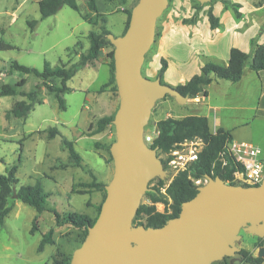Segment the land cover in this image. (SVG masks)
I'll return each mask as SVG.
<instances>
[{
  "label": "rangeland",
  "instance_id": "rangeland-1",
  "mask_svg": "<svg viewBox=\"0 0 264 264\" xmlns=\"http://www.w3.org/2000/svg\"><path fill=\"white\" fill-rule=\"evenodd\" d=\"M39 1L0 0V42L14 47L11 51H0V90L8 84L17 91L16 95L8 98L0 96V133L4 135L0 137V173L5 174L6 170L16 166L19 181L16 189L39 182L47 208L39 215L35 208L21 201H8L12 210L0 222V264H55L65 257H71L82 244L85 231L69 225L66 222L68 214L76 212L92 218L98 215L105 190L86 186L93 179L86 170L70 162L69 152L63 144L65 139L75 143L77 152L83 158L82 166L92 170L96 182L108 185L114 174L110 147L116 141L115 127L110 124L100 134L91 137L97 132L98 122L112 116L118 109L116 83L108 84L104 89L101 87L109 76L111 81L114 70L110 68L109 74L106 66L78 69L68 84L73 92L65 95L66 108L60 109L55 94L45 88L43 79L33 73L14 71L11 63L16 61L39 70L43 69L45 62L53 67L61 66L69 59L72 63L82 64L88 52L90 32L101 33L104 26L115 37L123 35L126 24L122 9L124 5L121 0H113L111 6L115 9L112 15L99 17L98 14L105 15L102 10L106 5L104 0H99L98 13L92 15L87 0H78L79 12L65 6L56 15L42 20ZM127 1L130 2L128 8L138 3V0ZM225 2L229 6L235 3L243 5L244 15L237 16L234 8L228 7ZM250 4L264 5V0H212L205 5L195 0H169L168 8L157 21L155 41L146 55L143 76L156 79L164 59L167 69L161 80L174 87L171 81L175 82L182 75L187 79L199 75L208 62L223 65L233 47L246 49L253 36L256 37L255 41L262 39V32L257 35L260 29L256 24L258 17L248 6ZM210 10L220 20L217 29L211 28L208 17ZM32 21H37L34 29L29 25ZM112 49L107 46L103 57L109 65L110 59L106 55ZM247 62H252L251 56ZM22 80H25V85L19 87ZM47 83L58 85L60 81L53 79ZM37 85L41 104L35 106L28 118L7 117L15 101H27L20 93L34 92ZM195 114L199 112L191 102L181 106L168 96L158 101L152 110L145 136L156 137V123L159 120L182 119ZM5 127L6 132H2ZM53 128L58 129L59 134L51 138L49 133ZM194 147L198 148L196 145ZM194 147L184 148V153L188 154L189 149ZM158 155L161 160L167 159V155L160 152ZM168 171L167 181L170 182L177 173L169 166ZM206 183V179L195 181L198 186ZM157 184L158 179H155L149 186L156 187ZM142 204L150 202L144 197ZM156 208L160 212L165 210L163 204H157ZM53 210L61 215L60 226L55 225ZM37 216V230L32 233L33 221ZM50 229L54 232L53 244L45 245L43 251L38 252L43 235ZM254 237L242 233L244 246L252 245L257 257L264 240ZM250 241H253L252 244H249ZM236 258L214 264H233Z\"/></svg>",
  "mask_w": 264,
  "mask_h": 264
},
{
  "label": "water",
  "instance_id": "water-1",
  "mask_svg": "<svg viewBox=\"0 0 264 264\" xmlns=\"http://www.w3.org/2000/svg\"><path fill=\"white\" fill-rule=\"evenodd\" d=\"M201 5L212 0H195ZM169 0H138L126 32L107 35L114 47V78L119 96L110 147L114 163L106 198L70 264H214L234 258L242 233L264 240V179L259 186L231 185L207 177L180 214L160 228L134 225L151 181H167L159 150L145 143V128L158 101L167 96L183 106L189 97L160 77L143 76L146 55L156 37L158 19ZM257 257L264 258V246ZM235 264H240L237 261Z\"/></svg>",
  "mask_w": 264,
  "mask_h": 264
},
{
  "label": "trees",
  "instance_id": "trees-1",
  "mask_svg": "<svg viewBox=\"0 0 264 264\" xmlns=\"http://www.w3.org/2000/svg\"><path fill=\"white\" fill-rule=\"evenodd\" d=\"M104 1L111 3L113 0ZM126 2L127 0H121V4H125ZM226 5H228V7H233L236 15L240 17V4L235 3L229 6V3H226ZM38 6L42 20L56 15L65 6L71 8L75 12H79L77 0H40ZM87 6L90 11L98 13L96 0H87ZM131 11L132 9L124 10V13L127 15L124 33L129 26ZM98 16L106 15L98 14ZM208 17L211 23V28L217 29L220 25V20L215 17L211 10L208 12ZM36 24L37 21L29 23L32 29L35 28ZM109 34H111L110 31L104 26L101 27V33H89L88 39L90 47L87 55L84 57V64L87 61L98 59L107 46L113 47L111 42L107 39V35ZM11 50H14L13 46L0 42V51ZM107 57L110 59V67L114 70V47L107 54ZM249 58L250 56L247 53L238 48H232L227 66L208 62L203 66L199 75H195L185 85L178 86L176 89L183 96L194 99L202 91L203 86H207L212 82V77H215L218 80L237 83L242 79ZM162 64V69L157 76L160 78H162L167 69V63L164 59L162 60ZM11 68L14 71H19L25 74L33 73L36 77L43 79L45 81V88L50 93L55 94L59 103V108H66L65 95L69 92L67 83L74 76L76 72L75 69L67 70L64 67L53 68L50 63L45 62L43 69L39 70L20 65L16 61L11 63ZM250 68L257 73L264 71L263 45H256ZM53 79H55V81L59 80L60 83L58 85L47 83L48 80ZM114 82L115 78L113 77L108 84ZM108 84L102 86V89L106 88ZM24 85L25 80H22V82L18 84L19 87H23ZM38 89L39 85L36 86V91L34 92H21L20 96L25 97L28 102L26 100L16 101L13 107L8 111L7 117L13 115L19 119H27L31 111L35 109V106L41 104V101L38 98ZM16 94L17 91L8 84L1 87V97L14 96ZM115 114L116 112L112 116L102 118L98 122V129L97 132H95V135L100 134L106 126L113 123ZM156 130L158 134L154 138L150 147L153 149L157 148L162 154L168 155L176 150L181 144L190 141L200 140L203 147L198 153L197 159L189 163L184 171L177 173L170 182L158 179L156 187L149 186L152 191L146 193L144 197L149 200L150 204H142L140 206L134 219V225H144L151 228H160L164 226L168 220L176 218L180 214L182 204L193 199L198 193L197 188L199 186L195 184V181L206 179L207 177H219L228 184L236 185L233 181L234 174L238 171H242V167L234 161L233 157L227 150V144L232 139L231 134L223 129H219L216 133H213L207 117L190 115L182 119H162L156 123ZM49 134L51 138H54L59 134V131L58 129L53 128L50 130ZM63 144L69 152L70 162L86 170L92 177L93 181L90 184H86V186L105 190L106 185L96 182V177L93 172L88 170L87 167L82 166V158L75 150L74 142L65 139ZM162 161L165 169L168 170V160ZM16 172L17 167L15 166L10 170H6L5 174L0 173V222H3L12 210V207L8 205L10 199L21 201L22 203L35 208L39 215L47 210L40 183L37 182L34 186H21L16 189V186L19 183L16 177ZM105 198L106 195L104 200ZM157 204H163L165 206L164 212H159L157 210ZM101 206L102 204L100 205L98 215L95 218L86 214L72 212L68 214L66 222L77 229L84 230L86 237L88 227L93 226L96 222ZM51 212L55 216V225L60 226L62 224L61 215L55 210ZM37 221L38 216L33 221L32 233L37 230ZM53 233V230L50 229L43 235L42 241L38 247V252H42L45 245L53 244ZM237 255L242 264H263L264 262V258L254 257L252 253L244 249H241ZM71 257H65L63 260L57 261L55 264H70Z\"/></svg>",
  "mask_w": 264,
  "mask_h": 264
},
{
  "label": "crops",
  "instance_id": "crops-1",
  "mask_svg": "<svg viewBox=\"0 0 264 264\" xmlns=\"http://www.w3.org/2000/svg\"><path fill=\"white\" fill-rule=\"evenodd\" d=\"M100 1L96 0L97 7L100 6L101 4ZM126 3L123 4L124 5V8H122L123 12L124 10L132 9V8H128L130 2L127 1ZM111 5L112 3L106 2V5L102 7V10L105 12V15L107 16L112 15L113 9H115ZM251 5L252 4L248 6L252 8L250 9L254 12V14H257L258 17L256 19V24L260 29L257 31V35L259 36V34H261L262 32L263 37L259 41H255L256 37L253 36L251 39L252 42L250 46L247 47L246 49H242V50L240 49V50L245 53L247 52L251 53V55L249 56H251L252 58L256 45L264 46V30H263L264 15H262V12L264 10V5H252V6ZM78 6L80 10V5L78 4ZM243 9H244L243 5H241V8H239L240 17L244 15L242 12ZM90 12L91 15L95 13L93 11ZM123 14L125 15V20H124L125 23L127 22L126 14L125 13ZM89 47H90V43H89ZM230 51L228 58L226 59V61H223L222 66L228 65ZM104 55H105V50L98 59L87 61L85 64L83 63V60L81 64L78 62L72 63V61L69 59L67 62L62 63L61 66H55V67H64L67 70L75 69L76 72L73 77H75L78 69H85V68L97 69L98 67L101 66H106L110 74L111 67L109 63L107 64L106 62H104L103 60ZM106 58L108 59L107 55ZM250 64H251L250 62L249 63L247 62L241 81L237 83H232L225 80H218L215 77H212L213 78L212 82L207 86H203L202 91L199 93V95L194 99L189 98V100L185 105H187L189 102L195 105V109L199 112V114H195V115L207 117L209 119L210 127L213 133H216L219 129H223L231 134L232 140H236L239 142H246L260 147L262 150L261 160L264 162V71L257 73L250 68ZM75 65H79V66H76L75 68L74 67ZM51 67L53 66L51 65ZM109 79L110 76L108 78V81H106V83L103 84L102 86L108 84ZM189 80L190 79H187L185 76L182 75L175 82L171 81L170 84L175 88H177L178 86L185 85ZM69 81L67 83V86L69 88V92L67 94L73 92V89L68 85ZM0 84H1V77H0ZM8 97L9 96H6L4 98H8ZM93 99L96 102L95 96H93ZM6 128L7 127H5L2 132H6ZM97 135L98 134L93 135L91 137H95ZM3 136H4L3 133H0V137L2 138ZM80 138H82L81 135ZM74 147H75V143H74ZM243 240L244 239L242 238V242L239 247L241 249H244L252 253L253 256L255 257L254 249L252 248V245H250L249 247H245L243 244ZM252 242L253 241H250L249 244H252ZM237 261H239L238 255L234 262L236 263Z\"/></svg>",
  "mask_w": 264,
  "mask_h": 264
},
{
  "label": "built area",
  "instance_id": "built-area-1",
  "mask_svg": "<svg viewBox=\"0 0 264 264\" xmlns=\"http://www.w3.org/2000/svg\"><path fill=\"white\" fill-rule=\"evenodd\" d=\"M155 134L158 132L156 130ZM145 143L151 146L154 138L145 136ZM198 146L195 148L194 146ZM190 148L188 154L184 153V148ZM203 144L200 140L185 142L176 150L167 155L168 166L179 173L184 171L188 164L197 159ZM227 150L233 157L234 161L242 167V171L234 174V183L245 187L259 186L264 179V162L261 160L262 150L260 147L236 140H230L227 144ZM160 212V211H159Z\"/></svg>",
  "mask_w": 264,
  "mask_h": 264
},
{
  "label": "flooded vegetation",
  "instance_id": "flooded-vegetation-1",
  "mask_svg": "<svg viewBox=\"0 0 264 264\" xmlns=\"http://www.w3.org/2000/svg\"><path fill=\"white\" fill-rule=\"evenodd\" d=\"M239 262H240V261H239ZM233 264H235V262H234ZM240 264H242V263L240 262Z\"/></svg>",
  "mask_w": 264,
  "mask_h": 264
}]
</instances>
